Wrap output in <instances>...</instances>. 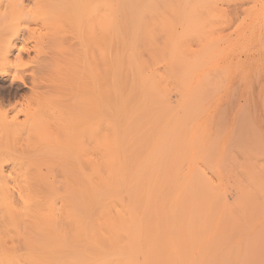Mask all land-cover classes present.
I'll list each match as a JSON object with an SVG mask.
<instances>
[{
	"label": "bare ground",
	"instance_id": "1",
	"mask_svg": "<svg viewBox=\"0 0 264 264\" xmlns=\"http://www.w3.org/2000/svg\"><path fill=\"white\" fill-rule=\"evenodd\" d=\"M62 26L78 39L88 157L43 171L29 153L51 139L0 144V264H264V145L240 138L244 106L237 142L223 108L213 119L226 63L248 59L231 52L264 30V0H0V78L24 57L46 64L9 35ZM45 80L21 120L0 113L1 130L41 135L55 119L42 100L60 87Z\"/></svg>",
	"mask_w": 264,
	"mask_h": 264
},
{
	"label": "rangeland",
	"instance_id": "2",
	"mask_svg": "<svg viewBox=\"0 0 264 264\" xmlns=\"http://www.w3.org/2000/svg\"><path fill=\"white\" fill-rule=\"evenodd\" d=\"M27 25L28 27H33L35 24L28 22ZM22 26H24V22L22 23ZM67 28H65V30L64 26H62V29H59L60 31L56 30L51 33L52 35H39V32H31L32 28H28L30 31L27 30V32L21 31L18 34L9 35V40L15 43L16 47L27 49V51H24L23 55L28 54L30 58L35 56L37 59H45L46 64L41 68H36L33 61L24 57L20 63H16V67L13 66L17 70H10V73L7 76L0 78V113H7L8 120L14 114H17V119L21 120L23 114H18L16 112L19 108L22 109L25 105H28L29 107L37 106L34 96H28V94L30 95V90L34 88V85H37L40 82H46L45 79H48L49 82L59 83L60 85L58 89H51L46 94V98L42 100L44 104L49 102V106L51 107L53 115H55V119L46 120L41 135H26L25 131L21 130V128L26 125L22 124L14 126L10 125L11 127L6 129L3 127L4 130L0 129V144L2 145L4 143H11L16 139L27 138L30 140L35 139L36 141L34 145H36V147H41L45 144L44 142L51 139L53 143V149L51 151H46L45 148V150L40 152L34 150L29 153L31 155V161L41 163L43 171H46L45 166H50L57 172L64 170L65 168L72 169L78 161L87 159L89 153V144L87 143L86 137L84 134H81V127L79 125L76 126L75 124V116L81 112V109L78 107L80 83L76 72V60L71 54L74 52V46L71 42L77 41L78 39L74 36L73 32H71L72 27H70V29ZM258 33L253 36L252 39L254 41L250 39V41L246 42L249 40L246 39L245 44L241 49H236L231 52L240 58H245L246 56L248 59L243 61L235 59L226 63L228 78L220 89V98L218 97L216 102L218 113L220 110V113L222 114L224 110L223 113L226 114L224 123L227 124L226 126L222 125L223 129L224 127L226 129L223 130L224 132L222 131L224 137H227L230 140L233 138V141L237 142L240 140L239 137H236V135L233 137L234 133L236 134V129L239 128V132L241 128L245 132L246 130L248 131V129H250L249 131H252L258 125L257 129L255 128L258 132L256 131V133L255 129L253 130L255 135L252 132H249V134H251L249 137V135L245 134L242 129V135L240 134L241 139L242 137H248L251 140L252 137L254 145L256 141L257 146H255L258 150L249 140V143L255 148L254 150L252 149L254 159H256L255 157L257 155H260L257 151H259V148H262L264 145V113L262 112V106L264 105V34L262 33H264V30ZM256 36L263 38V40H261V38L256 40ZM65 42L71 47L70 50L65 48ZM13 75H17V77L13 78ZM29 86L30 88L28 89ZM227 86L230 89L227 88ZM225 88L228 90L225 91ZM219 108H223V110ZM243 108L246 110L244 113L246 119H241L244 124L240 121V126L238 123L240 120L239 117L241 116L239 113L237 115V111L241 112V109ZM218 113H215L213 119H219L218 121H222L223 114L221 115V118H218V115H220V113ZM66 114L71 118L70 121L65 120L64 115ZM244 114L241 113L242 117H244ZM236 117L239 119L238 121ZM247 117H250L251 121L254 123L255 126L253 123L251 124L253 129L252 127H249L251 125H248ZM235 120L238 122V128L236 125L234 126ZM245 125H248V127ZM233 126L235 128H233ZM232 129H235L234 132L232 131L233 133H231ZM252 134L254 136H252ZM258 138L260 140H258ZM234 139H236V141ZM257 140L261 145H259ZM24 155L23 152L18 153L19 157ZM240 159L241 158L239 157L238 160ZM257 247L258 246H256V248ZM258 251L259 249L257 248V252ZM263 255L264 254H260L258 256L264 257ZM259 258L260 257H257V259ZM260 261L263 263L264 258H262V260L260 259ZM255 262H258V260H255Z\"/></svg>",
	"mask_w": 264,
	"mask_h": 264
},
{
	"label": "snow or ice",
	"instance_id": "3",
	"mask_svg": "<svg viewBox=\"0 0 264 264\" xmlns=\"http://www.w3.org/2000/svg\"><path fill=\"white\" fill-rule=\"evenodd\" d=\"M21 51H27V49H23V48H22Z\"/></svg>",
	"mask_w": 264,
	"mask_h": 264
},
{
	"label": "clouds",
	"instance_id": "4",
	"mask_svg": "<svg viewBox=\"0 0 264 264\" xmlns=\"http://www.w3.org/2000/svg\"><path fill=\"white\" fill-rule=\"evenodd\" d=\"M17 60H18V62H20V61H19V58H17Z\"/></svg>",
	"mask_w": 264,
	"mask_h": 264
}]
</instances>
